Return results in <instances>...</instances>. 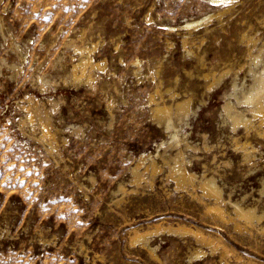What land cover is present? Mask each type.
Returning <instances> with one entry per match:
<instances>
[{"label":"rangeland","instance_id":"rangeland-1","mask_svg":"<svg viewBox=\"0 0 264 264\" xmlns=\"http://www.w3.org/2000/svg\"><path fill=\"white\" fill-rule=\"evenodd\" d=\"M226 5L211 0H0V264H264V230L258 228L264 226V141H252L251 163L241 159V146L233 143V131L219 110L230 80L208 87L197 62L199 57L206 67L227 58L245 61L236 79L249 82L248 50L238 35L246 31L254 38V53L264 43V0H233L224 10ZM203 16L198 27L186 25ZM81 30L82 40L96 41L93 57L101 63L90 83L65 77L77 56L66 41ZM12 40L27 53L16 55ZM58 53L63 55L59 62ZM38 74L50 84L44 90ZM156 87L189 97L188 113L174 128L151 115L148 98ZM31 95L50 108L54 153L47 152L37 125L21 122ZM179 147L197 175L223 174L225 195L254 204L263 214L262 221H254L258 227L235 231L231 221L217 226L200 214L201 205L167 177L161 158ZM141 153L147 156L144 164L151 155L158 168L155 174L146 172L138 186L130 181L129 166ZM119 182L129 189L117 188ZM226 208L235 215L229 204ZM150 211L153 217L147 218ZM158 223L164 228L149 235L154 258L139 242H130L128 228L154 230ZM177 224L219 236L232 251H209L193 233L167 229ZM196 250L200 255H194Z\"/></svg>","mask_w":264,"mask_h":264},{"label":"bare ground","instance_id":"bare-ground-1","mask_svg":"<svg viewBox=\"0 0 264 264\" xmlns=\"http://www.w3.org/2000/svg\"><path fill=\"white\" fill-rule=\"evenodd\" d=\"M232 1L233 0H211V3L224 2L225 4L229 5ZM228 5L224 6L223 9L224 10L228 9L229 8ZM206 17L207 16H203V17H201V18H199L193 22H189V23L186 22L187 23L186 25L191 26L193 28H196L199 26L200 22H202L204 19H206ZM261 18H263L262 19V22H263L264 17L262 16ZM261 18H259V19H261ZM258 21L261 22V20H258ZM262 22H261V24H262ZM231 32H233V31H231ZM76 34H78V32ZM83 34H84V31L81 30V33L76 35L74 39L73 38L72 39L67 38L68 40L66 41L67 46L72 45V48L77 55V56L75 55L76 57L73 60H71L69 74H68V76H67V74L65 76L68 79V81L70 80L73 83L86 82V81H89L88 83H90V80H92V78L96 75V74L94 75L93 70L98 68V67H101V63H100L99 59L97 60L93 57V50L96 48L95 47L96 41L94 43L85 42L86 40L85 41H84V39L82 40V38H84ZM6 35H8V34H6ZM13 36H14V34H13ZM84 36H86V35H84ZM238 36H239V40L245 44V46H246L245 48L248 50L247 56H246L247 58H245V59H248V61L250 60L249 66L247 65L248 70L250 71L249 82H247V83L245 82L246 84H242V83L238 84V81L236 79L237 76L239 75V70L244 65L245 61H243L242 63L238 62L237 64H235L234 62H231L228 58L225 60H222V61L220 60L221 62H218V63L216 62L217 63L216 65L204 67L205 65H203L200 58L197 57V62L201 65V69L199 70L198 74H199V78L202 79L203 82H205V84H207L208 87H210V88H211V86H219V85L223 84L224 82H226L227 80H230V86L224 90L223 95H222L223 101H222V104H221L220 109H219L220 115H221V121L225 122L226 125L229 126L231 128V130L233 131L230 134L232 141H234L233 143H236L237 146H241V150H240L241 154H242L241 159L251 163L252 162L251 158L254 155L253 151L255 150V146L252 143V141L253 140H257L259 142L264 141V56L261 54V51L264 49V43H262L260 46H258L259 49L257 50V52L254 53L253 51L250 50V46L255 43L254 38L252 36H249L248 33H246V31L242 32ZM10 37H11V35H10ZM39 37H37V38H39ZM36 41L38 42L37 39H36ZM50 41H51V39H50ZM49 43H47L48 46H49ZM62 43H65V42H62ZM38 44L39 43H37V45ZM60 45H62V44H60ZM193 45H195V44H193ZM45 46H47V45H45ZM10 48L18 56H23L26 52V51L25 52L23 51L24 53L22 52L21 49H23V48H20L19 43L15 42V40L11 41ZM29 50H30V48H29ZM62 50L63 49H61V51ZM32 52H33V50H32ZM67 52H68V50H67ZM227 52H228V50H227ZM54 53H56V52H54ZM59 53L56 54L57 61L60 60L61 57L63 56L61 54L59 55ZM50 55H52V54H50ZM40 56H43V55H40ZM71 57H72V55H71ZM220 58H221V56H220ZM35 59H36V57H35ZM54 59H55V57H54ZM36 61H37V59H36ZM136 61H137V59L134 62H136ZM136 63H138V61ZM3 64H6V61ZM12 65H14V64L12 63L10 65V67ZM60 76H62V75H60ZM36 77L38 80L34 77L33 78L36 79L37 81H40L39 87L41 90H44L45 89L44 86H46V85H44V81H46L48 79H45L43 74L42 75L38 74ZM46 77H48V76H46ZM66 78L64 81H67ZM64 83H66V82H64ZM240 84H242V85H240ZM48 86H50V84ZM48 86H46V88ZM167 89H169V88H167ZM165 96H168V97L171 96L173 98V101L171 103L170 102L167 103L165 101L166 99L164 100ZM174 96H176V95H174V92L167 91L166 89H164V91H162L161 88L156 87L150 93L149 98H148V104H149L148 108H150L152 117L158 123H161L168 128L169 127L174 128V126L176 124L175 123L176 120H179V119H181L187 115L188 108L190 105L189 104V97H174ZM28 101H29L28 105L24 106L25 115L23 116V118H21V122L26 123V124L30 123L33 126L37 125L41 129V133H39L41 136L38 135V137H40V139L45 142L46 149L48 150L47 152L48 153L49 152L50 153L56 152V151H53V150H56L57 148L54 149V143L55 142L53 143V139H54V133L55 132L53 131V125L54 124L51 121V114L49 112L50 108L49 107H48L49 109L46 108L47 104L45 105V101L38 99L37 96L34 97L33 95H31V97L29 98ZM47 101L51 102L52 104L55 103V101H53L50 98L47 99ZM79 129L80 128H78V127H74V130H79ZM169 130H170V132L172 131L171 129H169ZM171 135L174 138L177 134L174 132L173 133L171 132ZM64 139H66V137ZM185 143H187V142H185ZM187 144H185V145L187 146ZM204 145L206 146V143ZM161 153H162V151H161ZM163 153H164V151H163ZM51 155H53V154H51ZM212 156L214 158L216 156V154L214 153V154H212ZM149 157H150V159H147V163L144 164V159L147 158V156L145 154L141 153L139 156H137L135 158L134 162H132V165L129 166V170H130L131 176H132L130 181L133 182V184L139 186V184L142 181L144 174L146 172L151 171L153 173L157 170L158 165L155 162V160L153 159V156L149 155ZM57 158H58V156H57ZM161 158H162L163 162L166 163V165H167L166 166L167 167V177L170 176L173 178V180L176 183L175 186H177V187L185 186L186 187L185 190H187L188 193L190 194V196L197 203H199L201 205L202 211L200 214H203L204 216H206L208 218V221H213V223H215L216 225L219 223L223 224V222L226 223L227 221H231V222H233V224L231 226L235 231H242L243 228H246V227H249L250 229H252L254 226H257V224L254 223V221L255 222L256 221H262L260 219L262 218L263 214L258 213L256 211L254 204H243L240 202V199L239 200H232L231 199L232 197H229L230 192H228L226 195L224 194L223 185H222L223 182L220 181L221 178H223V174H221L219 172L218 173H216V172H211V173L202 172L201 175H197L194 172V170L192 171L189 167H187L186 158L184 156L183 148H180V147H179V149L177 148V150L173 154L161 155ZM204 166H205V169H208L210 167V166H207L206 164H204ZM213 171H215V170H213ZM146 174H145V176H146ZM153 174H155V173H153ZM89 177L91 180H95L94 175L91 174ZM153 179H154V177H153ZM117 188H119L123 192H125L126 190L129 189V188L125 187V184H123V182H121V183L119 182V185ZM228 204H229V206L232 207V210L235 214L234 216L231 215L230 212L228 211V209L226 208V205H228ZM172 208H174V210H175V207L171 206L170 207L171 211H174ZM153 211H150L147 213V218L153 217V215H151L153 213ZM154 215H156V214H154ZM201 217H203V216H201ZM212 225H214V224H212ZM222 226H224V224ZM142 227H144V226H142ZM142 227H136V226L131 225V228H128V229H130L129 230L130 231V242L131 243L139 242L140 245L148 251V253L151 255V257L153 256L155 258V257H157V255L154 252V249L149 242V235L151 232H153V231L157 232L158 230L163 229L164 227H162L161 224H159V223L154 225V230H151L152 228H150V230H149V229H146L145 227L144 228H142ZM225 227H228V226H225ZM229 227H228V229H230ZM258 228L261 230H264V226H260ZM167 229L180 231L182 233L183 232L191 233V234L193 233V237L195 235L196 239L200 240L205 245H209V248H210L209 251H212V252L215 248H221L222 252H226L228 250H231V249L227 248L226 244L222 241L223 239L221 240L219 236H214L212 234L205 233V232L201 231L200 229H192L189 226L181 225V224H177V226L175 228H173V226L172 227L169 226ZM230 231H231V229H230ZM244 231H245V229H244ZM248 232H250V231H248ZM81 247H83V246H81ZM197 249H198V247H197ZM200 251L202 253L205 252V250H200ZM228 252H230V251H228ZM194 255H200L199 250H196ZM227 255H225V256H227ZM247 262H248V264H261L259 262L254 261V260H249Z\"/></svg>","mask_w":264,"mask_h":264}]
</instances>
